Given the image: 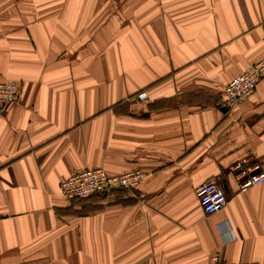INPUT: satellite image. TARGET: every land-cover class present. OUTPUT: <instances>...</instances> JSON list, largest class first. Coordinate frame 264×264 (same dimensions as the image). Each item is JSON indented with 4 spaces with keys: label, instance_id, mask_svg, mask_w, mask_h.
Instances as JSON below:
<instances>
[{
    "label": "crops",
    "instance_id": "1",
    "mask_svg": "<svg viewBox=\"0 0 264 264\" xmlns=\"http://www.w3.org/2000/svg\"><path fill=\"white\" fill-rule=\"evenodd\" d=\"M264 57V0H0V264H264V79L223 86ZM145 93L146 100L136 97ZM101 168L146 177L71 202L59 184ZM228 197L205 215L196 187Z\"/></svg>",
    "mask_w": 264,
    "mask_h": 264
},
{
    "label": "built area",
    "instance_id": "2",
    "mask_svg": "<svg viewBox=\"0 0 264 264\" xmlns=\"http://www.w3.org/2000/svg\"><path fill=\"white\" fill-rule=\"evenodd\" d=\"M264 79V57L247 67L240 74L229 80L222 89V102L226 107L247 100L255 91L259 81ZM17 85L10 80H0V112L16 102ZM145 101V93L136 97ZM264 130V125H263ZM235 180L238 192L264 181V172L252 155H245L235 161L229 168ZM140 170L110 175L101 168H85L71 172L60 184L59 195L63 201L71 202L93 195H107L111 191L122 189L133 192L145 179ZM201 211L205 215L216 213L228 203V197L213 179L200 183L195 189ZM206 264H227L218 256H212Z\"/></svg>",
    "mask_w": 264,
    "mask_h": 264
}]
</instances>
